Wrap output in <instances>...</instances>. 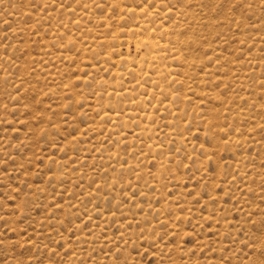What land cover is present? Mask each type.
I'll list each match as a JSON object with an SVG mask.
<instances>
[{
  "label": "rangeland",
  "instance_id": "obj_1",
  "mask_svg": "<svg viewBox=\"0 0 264 264\" xmlns=\"http://www.w3.org/2000/svg\"><path fill=\"white\" fill-rule=\"evenodd\" d=\"M262 244L261 0H0V264Z\"/></svg>",
  "mask_w": 264,
  "mask_h": 264
},
{
  "label": "snow or ice",
  "instance_id": "obj_2",
  "mask_svg": "<svg viewBox=\"0 0 264 264\" xmlns=\"http://www.w3.org/2000/svg\"><path fill=\"white\" fill-rule=\"evenodd\" d=\"M261 4L264 5V0H261ZM252 5L249 4L248 7ZM63 7V5H61ZM141 239H143V233H141ZM123 239V237H121ZM127 244V241H125ZM247 246V244H246ZM150 248H155L154 244L149 245ZM127 251V248L121 249L119 245L116 246L115 249V262L116 264H144V256L146 253H143L139 250V248L133 247L131 252L125 256L124 252ZM55 255V252L52 253ZM254 254L257 255V259L253 262V264H264V244L261 245L260 250L258 253ZM139 258V259H137ZM81 264H84L82 261ZM147 264H153L152 260L147 261ZM155 264H163V257H161L160 261H156Z\"/></svg>",
  "mask_w": 264,
  "mask_h": 264
},
{
  "label": "bare ground",
  "instance_id": "obj_3",
  "mask_svg": "<svg viewBox=\"0 0 264 264\" xmlns=\"http://www.w3.org/2000/svg\"><path fill=\"white\" fill-rule=\"evenodd\" d=\"M167 9V8H166ZM139 10V9H138ZM149 10V9H148ZM167 10H169V9H167ZM166 10V11H167ZM169 11H171V10H169ZM185 11V10H184ZM183 12V11H182ZM185 13V12H184ZM165 18V17H164ZM176 41V40H175ZM134 42H136V41H134ZM138 42L140 43V44H147V49H146V51L148 52V51H150L151 52V50H150V47H153L154 46V44H155V42H152V40H150V39H148V41H144V40H138ZM138 42H137V44H138ZM177 46V45H176ZM156 50V49H155ZM199 62V61H198ZM161 66V65H160ZM240 67V66H239ZM172 68V67H171ZM193 74V73H192ZM171 80H172V78H171ZM211 86V85H210ZM120 90V89H119ZM126 92H127V90H126ZM125 92V93H126ZM128 93V92H127ZM118 94V93H117ZM120 95H122V93H119ZM215 96V95H214ZM113 109V108H112ZM233 112V111H232ZM109 115V114H108ZM108 115H106V117H109ZM114 116H115V114H113ZM110 118H112V117H110ZM235 118V117H234ZM233 118V119H234ZM237 121V120H236ZM234 125V124H233ZM239 125V124H238ZM235 126V125H234ZM252 130V129H251ZM143 131V130H142ZM147 132V131H146ZM150 137V136H149ZM115 141V140H114ZM85 156H87V155H85ZM242 165V164H241ZM240 168V167H239ZM242 168V167H241ZM90 173H92V172H90ZM262 175V174H261ZM112 182H113V180H112Z\"/></svg>",
  "mask_w": 264,
  "mask_h": 264
}]
</instances>
